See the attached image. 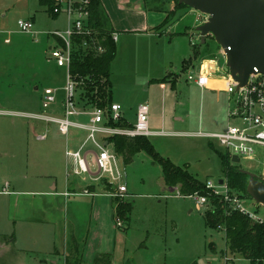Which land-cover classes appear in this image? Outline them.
Returning a JSON list of instances; mask_svg holds the SVG:
<instances>
[{
	"label": "rangeland",
	"instance_id": "rangeland-1",
	"mask_svg": "<svg viewBox=\"0 0 264 264\" xmlns=\"http://www.w3.org/2000/svg\"><path fill=\"white\" fill-rule=\"evenodd\" d=\"M141 1L145 12L147 8L163 10L168 20L155 30L120 33L111 63L112 103L120 105L121 116L131 124L137 106L147 104L149 129L158 134L145 138L154 149L174 164L186 165L198 179L217 185L223 174L216 150L224 149L216 140L194 133L225 127L228 94L185 80L199 62L214 60L223 68L225 57L211 35L200 43L195 26L206 20L205 14L178 5V0ZM19 19H32L34 33L22 32ZM66 24L65 13L52 17L38 0H0V190L8 182L10 191L39 193L43 186L56 184L59 192L68 178L86 184L87 190L96 182L101 192L73 194L65 204L63 200L62 205L54 204L49 218L59 223L55 222V229L21 221L14 225L7 219L14 215V208L6 202L9 195L0 194V264H63L66 255L71 258L70 246L83 254L81 264H91L97 252H109L110 264H250L226 250L222 233L206 227V204L197 203L196 196H182L164 187L160 165L146 152L139 151L124 163L123 154L112 146L117 155L113 166L121 175L113 182L125 186L120 198L131 203L128 224L113 216L112 197L120 196L115 185L101 173L78 175L73 173L74 166L64 167L65 139L81 142L86 132L70 128L64 136L55 123L26 114L57 115L61 111L66 69L51 56L49 48L56 47L57 40L46 32L64 31ZM53 91L56 104L44 106V96ZM84 109H90V104ZM45 130L47 138L37 140L35 135ZM86 147L98 150L90 143ZM262 161L264 154L256 147L251 157H241L233 164L259 177L264 171ZM92 171L96 172L94 167ZM23 197L31 198V203L41 201L38 196ZM240 199L264 218L262 205L248 197ZM94 206L98 213L92 216ZM27 214V210L19 212L20 216ZM55 248L59 256L54 255ZM100 259L106 262L105 257Z\"/></svg>",
	"mask_w": 264,
	"mask_h": 264
},
{
	"label": "built area",
	"instance_id": "built-area-1",
	"mask_svg": "<svg viewBox=\"0 0 264 264\" xmlns=\"http://www.w3.org/2000/svg\"><path fill=\"white\" fill-rule=\"evenodd\" d=\"M88 4L89 0H56L53 13L56 15L61 12L65 13L66 29L64 31L54 30L46 33L56 37V47H50V53L56 64L66 69V80L62 87L64 98L61 101V111L57 115L38 112L27 113L26 115L37 120L55 123L58 131L64 136L68 135L70 128L84 130L86 136L80 147L75 151L67 152L76 165L74 173L78 175L83 173L92 174L91 167H94L97 173H101V176L105 177L110 184L116 186L117 194L121 197L124 196L126 191L125 186L114 184L113 182L115 178H121V175L113 166L117 155L103 146L101 142L103 140H100L99 136L140 135L149 137L155 132L149 129V107L145 103L137 106L135 121L130 127H119L111 124V121L118 122L124 119L120 114L121 108L119 104L112 103L108 108L90 105V109L85 110L86 104L79 102L77 82L71 75L70 64L73 36L92 34L91 29L86 26L89 18ZM17 24L22 32L34 33L31 20L19 19ZM110 37L116 41L117 33L111 31ZM82 44L86 53L101 54L104 52V48L97 36L83 41ZM221 52L225 57L224 52L222 50ZM222 80L223 82H221ZM186 81L194 83L201 89L225 91L229 100L226 108L227 124L225 127L221 130L210 132L199 131L194 133V135L216 140L224 149V152L229 154L230 158L231 156H237L240 160L241 157H251L256 147H259L264 154V73H260L255 68V71L248 76L246 83L239 86L238 82L224 70V67H219L216 61L203 60L196 68L187 72ZM55 93L53 91V93L44 96V106L49 107L56 104ZM83 115L88 116L86 122L74 120L77 116ZM87 142H91L96 146L98 152L93 150L82 151ZM261 163L264 170V161ZM263 176L264 171L259 178ZM205 187L214 194L223 195L240 212L249 215L253 219H262L255 212L250 211L240 198L228 195L224 180L222 184L217 182V185L211 180H206ZM219 187H221V190L218 189ZM177 194L179 193L177 192ZM188 196H196L197 203L200 205L207 204V199L204 196L197 194ZM116 221L120 220L116 219Z\"/></svg>",
	"mask_w": 264,
	"mask_h": 264
},
{
	"label": "trees",
	"instance_id": "trees-1",
	"mask_svg": "<svg viewBox=\"0 0 264 264\" xmlns=\"http://www.w3.org/2000/svg\"><path fill=\"white\" fill-rule=\"evenodd\" d=\"M38 1L45 7L50 16L56 17V14L53 13L56 0ZM178 5L184 4L178 3ZM88 10L89 18L86 26L91 29L92 34L73 36L70 72L77 82L80 103L108 108L112 104L110 73L111 63L116 55V43L110 37L112 30L106 26V17L101 1L89 0ZM167 20L164 17L160 25L166 24ZM151 29L155 30V27ZM96 36L102 44L104 52L101 54L86 53L83 50V41ZM111 124L119 127L131 126L124 119L118 122L111 121ZM109 141H112L117 153L123 154L124 163L133 154L144 151L153 161L160 165L165 185L175 187L178 193L183 196L192 194L204 196L207 199L206 208L204 209L205 225L223 234L226 250L231 255L242 256L250 264H264V218L253 219L234 208L230 200L225 199L223 195L214 194L210 189L206 188L205 181L190 173L186 165H176L170 159L160 155L145 136L114 135L110 137ZM216 153L220 160L222 179L227 187L228 195L230 197L250 198L246 192L248 176L230 161L228 153L220 150H216ZM107 189V191L110 190L109 188ZM112 198L114 199L115 219L126 221L128 224L131 203L124 201L119 196ZM209 246L213 250V244L210 243ZM76 251L78 250L75 249L74 253ZM101 257H105L106 262L100 263ZM82 261L81 254H75L67 260V264H81ZM93 264H110V254L103 253L101 256L98 254L95 256Z\"/></svg>",
	"mask_w": 264,
	"mask_h": 264
},
{
	"label": "water",
	"instance_id": "water-1",
	"mask_svg": "<svg viewBox=\"0 0 264 264\" xmlns=\"http://www.w3.org/2000/svg\"><path fill=\"white\" fill-rule=\"evenodd\" d=\"M189 8L207 16L195 26L200 43L211 35L225 55L224 70L244 85L248 76L255 71L264 73V0H178ZM232 163H238L237 156H231ZM248 176L246 192L250 198L264 207V176L244 169ZM219 184L223 179L218 180Z\"/></svg>",
	"mask_w": 264,
	"mask_h": 264
},
{
	"label": "crops",
	"instance_id": "crops-1",
	"mask_svg": "<svg viewBox=\"0 0 264 264\" xmlns=\"http://www.w3.org/2000/svg\"><path fill=\"white\" fill-rule=\"evenodd\" d=\"M100 1H101V5H102V8L104 10L105 17H106V26L110 30H112V32L117 33V38L121 32L127 33V32L148 31L149 29L151 30V28H153L156 25H158L159 23H161L165 17V12L163 10L147 9L148 13H147V11L145 12L143 10L144 3L141 0H100ZM30 20L33 22L32 19H30ZM115 43H116V41H115ZM196 67H194V68H196ZM191 69H193V68H191ZM166 82L170 83L171 88H174L176 85L171 80H167ZM186 82L190 83L188 81H186ZM34 89L36 90L37 87H35ZM207 90H211V89H207ZM87 110H89V109H87ZM135 116H136V113H135ZM87 119H88L87 115L77 116L76 118H74V120H76L78 122H86ZM176 119L180 120V118H176ZM128 124L132 125L131 123H128ZM79 130H81V129H79ZM151 131L155 132V134L150 135V136H154V135L158 134V131H156V130H151ZM188 134H190V133H188ZM47 136H48L47 130H45V132H40V133L35 135L37 140H45L47 138ZM110 137L109 136L108 137L99 136V139L103 140L101 142H102L103 146L106 147V149H108V147H109V148H111V150L110 149H108V150L110 152H113V148H112L113 143H112V141H109ZM78 141H79V139H78ZM81 142H73V140L68 141L65 139L64 146H63L64 150L61 153H62V157L64 160V167L66 169H67L68 165H70V166H74V170H75L76 165L74 163V160L68 155L67 152L77 150L80 147ZM89 143L92 144L91 142H87L84 145L82 151L91 150V149H89V147H86V145L88 146ZM95 152H98V151H95ZM55 156H57V155H55ZM59 160L61 161V158ZM74 170H73V173H74ZM94 171H95V169H94ZM66 173L68 176L69 171H67ZM92 173L93 174H91V175H96L97 171L96 172L92 171ZM66 181L67 182H65L63 185V189L61 188V190L59 192L57 191V185L54 184L50 187L46 186V188H44V186H43L41 189L42 191H40L39 193L38 192L28 193V192H35V191H10L9 190L10 183L6 182L7 184L5 183V186L1 188L2 191L0 190V194L9 195V196L13 195L14 196V197L8 196L6 202H8V204L12 205V207L14 208V215H15L14 216L13 214H11L10 217L8 216V218H7L8 221L12 222L14 225L18 224V222L21 221V222H26V223H36V224L48 225V226L53 227L55 229V222L56 221L49 218V216L52 215L51 214L52 210H54L53 209L54 204L59 203L62 205L61 200H63V204H65L67 198L73 194H81L82 193L83 196H90L89 194L96 193V191L101 192V191H99V189H97L98 187L95 186L96 182L94 183L95 185L93 184L94 186L89 187V190H87V189H85L86 184H83V185L78 184V183L74 182L73 180L69 181L68 178L66 179ZM162 182H163V178H162ZM163 185H164V187L166 186V189H168V190H171V191L176 190L175 187L167 186L164 184V182H163ZM4 188H6V189L4 190ZM75 191H78L80 193H74ZM23 196H30V197H34V198H35V196H38L37 198H39V200L41 199V201L37 202L38 200H35L34 202L31 203L30 202V201H32L31 198H25ZM112 201L114 203L113 198H112ZM33 209H36V210H33ZM37 209L39 211H37ZM25 210L28 211L27 216L26 215L20 216L19 212L25 211ZM92 210L94 211L92 216L95 215L96 212L98 213L97 207H96V209H95V206L92 207ZM36 215L40 216L42 219H38V216L36 217ZM113 216H115L114 207H113ZM56 224H59V223L56 222ZM75 249L78 250V251H76V253H74ZM56 250L57 249L55 248L54 255L59 256V254H61V252H59L58 250L56 251ZM69 253L71 256L75 255V254L80 255L79 249L76 247H72V246H70V252ZM101 253H109V252H97V254H101ZM97 254H95V255H97ZM63 255H64V253H63ZM81 256H82V260H83V254L82 253H81ZM94 256L90 260L91 264L93 263V260L95 258ZM68 259H69V257L66 255V257L63 260V264H67Z\"/></svg>",
	"mask_w": 264,
	"mask_h": 264
}]
</instances>
